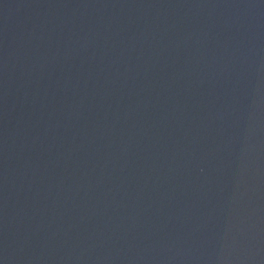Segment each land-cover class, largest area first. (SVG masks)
<instances>
[{
  "label": "water",
  "instance_id": "water-1",
  "mask_svg": "<svg viewBox=\"0 0 264 264\" xmlns=\"http://www.w3.org/2000/svg\"><path fill=\"white\" fill-rule=\"evenodd\" d=\"M0 264H264V0H0Z\"/></svg>",
  "mask_w": 264,
  "mask_h": 264
}]
</instances>
